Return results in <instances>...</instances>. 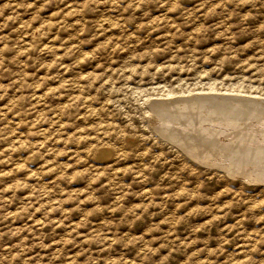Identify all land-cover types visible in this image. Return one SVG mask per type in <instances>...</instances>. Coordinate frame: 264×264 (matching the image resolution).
Returning a JSON list of instances; mask_svg holds the SVG:
<instances>
[{"label":"rangeland","instance_id":"rangeland-1","mask_svg":"<svg viewBox=\"0 0 264 264\" xmlns=\"http://www.w3.org/2000/svg\"><path fill=\"white\" fill-rule=\"evenodd\" d=\"M263 100L264 0H0V264H264Z\"/></svg>","mask_w":264,"mask_h":264},{"label":"bare ground","instance_id":"bare-ground-1","mask_svg":"<svg viewBox=\"0 0 264 264\" xmlns=\"http://www.w3.org/2000/svg\"><path fill=\"white\" fill-rule=\"evenodd\" d=\"M211 93V92H210ZM215 94V93H214ZM232 95V94H231ZM233 98V97H232ZM234 98H236V97H234ZM209 99V98H208ZM227 100H229V99H227ZM236 100V99H235ZM237 100H238V98H237ZM255 100H257V99H255ZM262 100V99H261ZM229 101H231V100H229ZM234 101V100H233ZM249 101H251V102H255L254 101V99H250ZM162 102V101H161ZM243 102H245V101H243ZM248 102V101H247ZM259 102V101H258ZM261 104L260 105H262V103H264V100L263 101H261L260 102ZM173 108V107H172ZM261 109V108H260ZM168 118V117H167ZM255 124V123H254ZM177 129V128H176ZM260 129V128H259ZM226 157V156H225ZM250 157V156H249ZM226 158H228V157H226ZM237 158V157H236ZM242 159V158H241ZM248 162V161H247ZM264 169V168H263Z\"/></svg>","mask_w":264,"mask_h":264}]
</instances>
